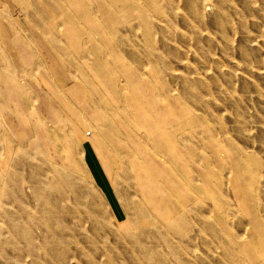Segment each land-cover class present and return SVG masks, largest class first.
Wrapping results in <instances>:
<instances>
[{
	"label": "rangeland",
	"instance_id": "rangeland-1",
	"mask_svg": "<svg viewBox=\"0 0 264 264\" xmlns=\"http://www.w3.org/2000/svg\"><path fill=\"white\" fill-rule=\"evenodd\" d=\"M0 264H264V0H0Z\"/></svg>",
	"mask_w": 264,
	"mask_h": 264
}]
</instances>
